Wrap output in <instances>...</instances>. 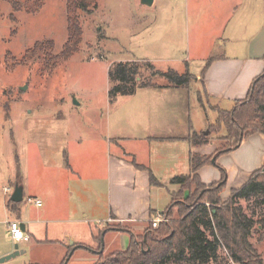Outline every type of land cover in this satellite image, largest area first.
Instances as JSON below:
<instances>
[{"label":"rangeland","instance_id":"374dc122","mask_svg":"<svg viewBox=\"0 0 264 264\" xmlns=\"http://www.w3.org/2000/svg\"><path fill=\"white\" fill-rule=\"evenodd\" d=\"M97 3L91 12L80 13L83 40L78 52L63 59L56 55L68 37L66 0H45L41 10L34 14L24 10L14 12L9 2L0 1V204L10 198L13 190L10 179L16 173L15 156L22 162L23 173L31 186L35 161L41 155L54 158L58 153L57 148L47 145L44 139H57V143L65 140L72 121L77 122L86 139L101 148V175L105 174V152L114 149L113 146L107 148L105 139L96 141L102 136L105 138L107 125L111 126V140L113 127L118 124L128 123L129 131L133 128L143 131L141 123L138 124L143 116L141 111L144 112L143 101L129 95L109 96L113 87L109 68L113 63L144 60L148 49L153 53L151 57H161L159 62L147 60L154 71L176 70L180 74L198 76L214 54V50L207 52L211 44H216L215 35L220 33L212 21L219 15L213 8L225 7L231 24L234 22L237 26V23H244L246 15L255 16L261 0H155L151 5H144L140 0H98ZM46 41H53L52 49L45 46L33 50L37 42ZM140 74L144 78L149 71L141 70ZM139 78L136 76V80ZM153 80L161 85L168 83L165 77ZM187 86L175 88L186 91L191 125L195 130L207 132V136L219 145L215 138L224 131L217 134L208 128L215 123L217 110L205 99L194 78ZM68 106H71L70 113L60 118ZM30 140L36 141L38 148L30 145ZM130 147H134L133 144ZM260 176L261 173L259 179ZM4 186L11 188L5 195ZM167 188L176 187L168 184ZM164 193L158 194L157 204L169 201ZM235 206L252 219L248 240L257 258L264 263V203L260 197H253L239 200ZM164 209L163 206L160 211ZM1 214L2 210L0 217L3 218ZM4 231L5 225L0 223V243L5 239ZM72 242L68 240V245ZM61 249L60 244L42 250L36 248L4 263L28 264L30 255L43 263H59L63 259ZM218 250L216 262L211 264H240L224 246ZM90 255L84 251L75 252L67 264H91Z\"/></svg>","mask_w":264,"mask_h":264},{"label":"crops","instance_id":"0c3cea01","mask_svg":"<svg viewBox=\"0 0 264 264\" xmlns=\"http://www.w3.org/2000/svg\"><path fill=\"white\" fill-rule=\"evenodd\" d=\"M152 1L154 4L155 0ZM213 9L219 14L218 19L212 18V21L220 33L215 35L216 44L209 46L207 54L215 52L204 72L203 68L198 76L192 75V78L200 84L202 94L212 102L214 109L227 111L236 101L246 97L252 82L264 71V0H261L254 17L246 15L244 23H237V26L234 22L231 24L225 7ZM152 54L147 49L144 61L161 60V57H151ZM179 88L139 87L129 95L143 101L144 112L141 111L143 116L138 122L143 131L139 128L129 131L128 123L118 124L113 127L111 140V126L107 125L105 138L96 139L97 142L105 139L107 148L114 147L113 152H105L103 157L104 175L99 172L101 148L83 136L75 121L69 124L70 133L64 136L65 140L57 143V139H44L47 145L57 148L58 153L54 158L41 155L35 161L31 186L23 173L22 162L18 161L23 200L16 202L15 212L7 207L10 198H5L0 204L3 216L0 223L5 225L0 256L8 253L16 243L10 239L6 225L11 219H17L28 235L27 240L21 241L23 247L18 242L19 254L60 244L62 258L69 248L74 247L70 259L75 252L84 251L91 254L88 258L93 264L98 259V252L106 255L124 250L127 240L141 234L149 219L162 214L161 208H166L171 201V192L179 190L176 184L172 190L167 185L172 184V177L190 173L189 152L210 155L217 146L212 142L196 147L186 140L191 131L199 130L191 125L190 110L185 102L188 96ZM70 110L71 106H68L59 117H66ZM14 139L16 146V136ZM29 142L38 148L36 141ZM216 163L227 174L226 185L221 192V199L225 201L263 165L264 134L259 132L245 137L237 148L220 154ZM197 173L205 185L218 182L222 177L214 164L201 166ZM151 174L161 186L152 185ZM14 177L10 179L12 185ZM162 193L164 198L169 197V201L157 204V196ZM27 196L39 200L41 205L27 201ZM108 218L111 221H107ZM68 240H72V244L68 245ZM30 257L28 264H59L43 263Z\"/></svg>","mask_w":264,"mask_h":264},{"label":"trees","instance_id":"16d2710c","mask_svg":"<svg viewBox=\"0 0 264 264\" xmlns=\"http://www.w3.org/2000/svg\"><path fill=\"white\" fill-rule=\"evenodd\" d=\"M4 1V0H0ZM10 3L14 12L24 10L34 14L41 10L45 0H5ZM98 0H66L67 40L56 57L68 59L78 52L83 40L80 13H89L98 5ZM13 16V15H12ZM48 46L53 48V41L37 42L33 50ZM207 61L206 67L210 64ZM139 61H143L140 63ZM119 61L109 68V79L113 87L109 96L132 95L139 87L154 88L187 86L192 78L188 73L180 74L174 70L157 72L150 62L144 60ZM141 70L149 71L142 77ZM139 76V80H136ZM155 77H165L166 84H159ZM247 95L236 101L230 110H217V119L208 128L212 132L224 134L217 136L219 145L212 154L189 152L188 174L176 175L170 183L179 186V190L171 192V201L162 212L168 221H161L157 227L150 222L146 229L136 236H131L127 247L103 255L98 252V259L93 264H211L216 262L220 246L240 264H264L256 256L248 236L252 227V219L244 216L235 204L239 200L260 197L264 203V163L260 169L241 188L233 190L230 197L223 201L221 192L226 183V171L219 167L216 159L220 154L237 148L243 139L254 133L264 134V71L250 85ZM207 132L191 131L186 140L192 146L212 144ZM215 159L212 162V159ZM18 162L17 156H15ZM206 164H214L222 174L221 180L205 185L202 183L197 169ZM261 173L260 179L259 175ZM14 186H22L20 164L17 163ZM152 185L161 186L156 177L151 174ZM16 202H7L8 209L16 211ZM176 210V211H175ZM175 211V214H174ZM176 215V216H174ZM170 218V219H169ZM87 250L88 247L81 246ZM69 248L59 264H66L72 256Z\"/></svg>","mask_w":264,"mask_h":264},{"label":"built area","instance_id":"2783aa9c","mask_svg":"<svg viewBox=\"0 0 264 264\" xmlns=\"http://www.w3.org/2000/svg\"><path fill=\"white\" fill-rule=\"evenodd\" d=\"M3 191L4 193H8L11 191V188L5 186L3 187ZM26 200L30 202H34L37 206L41 205L39 200H36L30 196H27ZM107 221H111V219L108 218ZM161 221H168V220L164 218L161 214L156 215L151 219H149V222L153 227H157ZM6 225L8 229V234L10 236V239H12V241L18 243L27 240L28 235H26L25 230L23 229L22 225L17 219L8 220L6 222Z\"/></svg>","mask_w":264,"mask_h":264},{"label":"water","instance_id":"95a60500","mask_svg":"<svg viewBox=\"0 0 264 264\" xmlns=\"http://www.w3.org/2000/svg\"><path fill=\"white\" fill-rule=\"evenodd\" d=\"M140 2H142V4H144V5L145 4L151 5L153 3L152 0H140ZM22 88L24 89L25 86H22ZM214 160L215 159L213 158L212 162ZM10 194H11L10 199L13 202H20L23 200V193H22V187L21 186H17V185L14 186V188ZM17 254H19L18 243H14L12 245L11 250L8 253L0 256V264L12 259V257H15V255H17Z\"/></svg>","mask_w":264,"mask_h":264}]
</instances>
